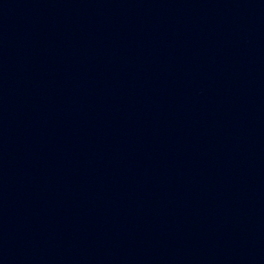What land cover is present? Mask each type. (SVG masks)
Here are the masks:
<instances>
[{
	"label": "water",
	"instance_id": "1",
	"mask_svg": "<svg viewBox=\"0 0 264 264\" xmlns=\"http://www.w3.org/2000/svg\"><path fill=\"white\" fill-rule=\"evenodd\" d=\"M0 264H264V0H0Z\"/></svg>",
	"mask_w": 264,
	"mask_h": 264
}]
</instances>
